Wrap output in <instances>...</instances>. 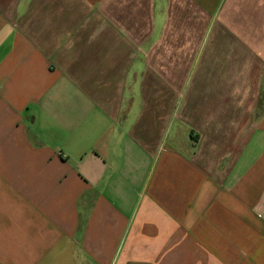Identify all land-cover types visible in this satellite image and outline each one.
<instances>
[{"label":"crops","instance_id":"1","mask_svg":"<svg viewBox=\"0 0 264 264\" xmlns=\"http://www.w3.org/2000/svg\"><path fill=\"white\" fill-rule=\"evenodd\" d=\"M0 264H264V0H0Z\"/></svg>","mask_w":264,"mask_h":264}]
</instances>
